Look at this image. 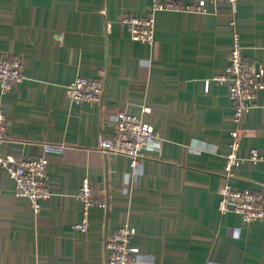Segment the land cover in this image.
Instances as JSON below:
<instances>
[{"label":"crops","instance_id":"1","mask_svg":"<svg viewBox=\"0 0 264 264\" xmlns=\"http://www.w3.org/2000/svg\"><path fill=\"white\" fill-rule=\"evenodd\" d=\"M151 4L0 0V54L19 58L24 77L15 91L0 93L10 120L2 153L28 159L47 142L67 147L47 155L51 196L38 214L15 197L0 167V264H106V237L124 223L137 230L131 245L140 264H264V219L246 225L218 211L235 124L227 88L212 81L228 63L233 30L264 80V0H238L235 13L225 1L209 14L159 11L153 46L132 40L121 23ZM80 75L101 79L100 102L68 99L66 86ZM258 101L240 122L243 155L264 151V91ZM121 111L159 136L135 168L99 148ZM84 178L106 203L90 210L86 232L75 228ZM230 182L264 191V169L246 161Z\"/></svg>","mask_w":264,"mask_h":264},{"label":"built area","instance_id":"2","mask_svg":"<svg viewBox=\"0 0 264 264\" xmlns=\"http://www.w3.org/2000/svg\"><path fill=\"white\" fill-rule=\"evenodd\" d=\"M229 3L232 13L237 11L238 0H152L151 8L144 16H125L121 19L130 38L145 45L153 46L155 39V17L159 11L182 13H215L217 3ZM230 25L234 28L235 21ZM233 41L224 70L212 78L227 88L228 98L233 103L232 121L235 127L230 131L229 152L225 155L223 171L226 182L220 192L218 211L221 214L235 213L244 224L264 219V191L241 190L232 186L233 170L244 162L261 164L264 169V151L250 147L245 155L240 153V122L243 115L259 106L258 96L264 91V80L258 79L256 64L243 57V46L239 33L233 30ZM21 60L7 54H0V93L15 91L23 81ZM209 81H207L208 87ZM68 99L78 105L100 102L103 93L101 79L77 76L66 86ZM143 112H150L144 107ZM9 118L0 105V167L13 181V191L17 198H25L35 214L41 210L42 201L51 196L48 182L49 154H62L67 147L62 143L43 144L42 155L36 158H21L2 153V145L7 140ZM113 135L101 137L99 148L105 155H121L129 159L131 168L146 156V152L159 144V136L140 116L121 111L112 125ZM96 189L88 178H84L76 193L80 201L82 217L75 228L86 232L89 226V212L93 207L105 208V201L99 198ZM137 234L134 226L124 223L110 233L105 240L106 264H140L139 248L131 245Z\"/></svg>","mask_w":264,"mask_h":264},{"label":"water","instance_id":"3","mask_svg":"<svg viewBox=\"0 0 264 264\" xmlns=\"http://www.w3.org/2000/svg\"><path fill=\"white\" fill-rule=\"evenodd\" d=\"M256 68H257V73H258V66L256 65Z\"/></svg>","mask_w":264,"mask_h":264}]
</instances>
